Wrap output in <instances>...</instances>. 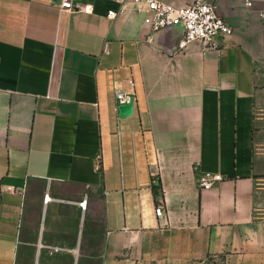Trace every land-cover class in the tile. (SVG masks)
<instances>
[{
    "label": "crops",
    "instance_id": "0c3cea01",
    "mask_svg": "<svg viewBox=\"0 0 264 264\" xmlns=\"http://www.w3.org/2000/svg\"><path fill=\"white\" fill-rule=\"evenodd\" d=\"M209 1L233 33L174 53L115 0H0V264H264V0Z\"/></svg>",
    "mask_w": 264,
    "mask_h": 264
},
{
    "label": "built area",
    "instance_id": "2783aa9c",
    "mask_svg": "<svg viewBox=\"0 0 264 264\" xmlns=\"http://www.w3.org/2000/svg\"><path fill=\"white\" fill-rule=\"evenodd\" d=\"M61 11H71L74 7V0H56ZM120 4V11L126 7H132L139 12H144V23L149 27L148 40L160 31L177 26L182 27L177 47L174 53H181L193 42H200L208 49L220 47L219 39L233 33V28L218 13L217 6L209 0H194L189 5H175L163 0H115ZM86 11H93L92 4H86ZM119 11L110 10L108 16L116 17ZM133 101L135 96L132 93L116 91V112L120 117L119 106ZM222 180L219 173L205 172L199 179V187L202 191L210 190L215 183ZM157 183V179L154 180ZM49 197L47 196V199ZM87 201L83 200V207ZM166 206L163 198L158 199L155 213L157 216L165 214Z\"/></svg>",
    "mask_w": 264,
    "mask_h": 264
},
{
    "label": "water",
    "instance_id": "95a60500",
    "mask_svg": "<svg viewBox=\"0 0 264 264\" xmlns=\"http://www.w3.org/2000/svg\"><path fill=\"white\" fill-rule=\"evenodd\" d=\"M120 117L125 118L133 114L134 111V102L131 101L129 103L121 104L119 106Z\"/></svg>",
    "mask_w": 264,
    "mask_h": 264
},
{
    "label": "trees",
    "instance_id": "16d2710c",
    "mask_svg": "<svg viewBox=\"0 0 264 264\" xmlns=\"http://www.w3.org/2000/svg\"><path fill=\"white\" fill-rule=\"evenodd\" d=\"M160 189H161V186H160ZM155 193L158 195V190L157 189L155 190Z\"/></svg>",
    "mask_w": 264,
    "mask_h": 264
}]
</instances>
